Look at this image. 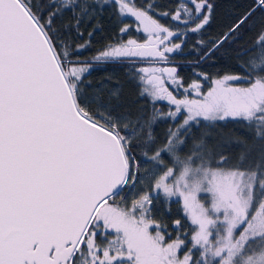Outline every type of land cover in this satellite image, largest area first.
<instances>
[{"label": "snow or ice", "instance_id": "obj_1", "mask_svg": "<svg viewBox=\"0 0 264 264\" xmlns=\"http://www.w3.org/2000/svg\"><path fill=\"white\" fill-rule=\"evenodd\" d=\"M115 4L121 15L134 18L144 42L109 47L97 61L139 57L166 64L167 54L181 48L172 40L181 33L151 14L155 5ZM60 7L80 5L62 0ZM258 9L264 11V0H253L230 32ZM88 10L84 5L82 14ZM211 10L208 0H179L175 12L160 15L197 33ZM54 16L49 12L45 20L32 0H0V264H264V154L254 167L226 168L224 156L216 164L195 152L181 160L178 148L181 131L200 120H243L264 140V30L247 74L211 79L207 92L193 81L177 98L166 86L182 87L175 67L137 69L142 95L174 106L168 112L174 121L186 114L150 159L162 164L164 151L172 155L152 192L182 204L193 226L187 247V233L166 239L152 216V192L133 198L130 208L115 203L130 180L136 182L130 134L102 103L97 114L80 102L86 68L58 49ZM240 80L247 86L231 83ZM174 224L179 232L181 221Z\"/></svg>", "mask_w": 264, "mask_h": 264}, {"label": "trees", "instance_id": "obj_2", "mask_svg": "<svg viewBox=\"0 0 264 264\" xmlns=\"http://www.w3.org/2000/svg\"><path fill=\"white\" fill-rule=\"evenodd\" d=\"M61 3L62 0H32L33 10L38 11L45 20L49 12L55 13L53 29L58 49L68 51L72 64L86 68L81 76L80 102L97 114L100 111L98 105L102 103L104 112L120 118L121 131L130 134L129 149L136 182L133 185L130 180L115 201L121 207L130 208L133 198L144 192H152L155 179L172 166V155L167 151L162 153V164L152 161L150 157L157 150L165 148L170 131H176L186 115L181 114L174 121L168 116L174 106L167 101L153 103L150 97L142 95L137 69L175 67L182 87L166 86L177 98H183L184 87L193 81L199 82L202 90L207 92L211 79L225 75L245 76L250 68L249 61L260 55L256 40L264 30V11L258 9L233 33L230 29L250 10L253 0H208L212 5L209 23L199 32L192 33L184 25L172 21L170 15H160L165 11L175 12L179 0H134V4L141 8H146L149 3L155 5L151 12L154 18L181 33L179 37L172 38L174 43L181 44V48L167 54L168 63L165 64L152 59L126 57L97 61L100 52L126 43L129 39L143 43L144 33L136 30L134 18L121 15L115 0H107V3L104 0H77L80 7L75 9L60 7ZM84 5L89 6L86 14H82ZM205 14H208L207 10ZM126 26L128 31L122 33L121 29ZM231 83L233 86H247V80ZM133 132L135 134L131 135ZM180 139L184 141L178 145L181 160L195 152L205 155L212 164L224 156L226 168H250L259 165L264 154V140L257 137L256 127L243 120H200L198 124L193 123L190 130H182ZM151 208L152 216L162 228H168L173 220L180 219L184 226L192 230L176 198L166 203L162 195H153Z\"/></svg>", "mask_w": 264, "mask_h": 264}, {"label": "flooded vegetation", "instance_id": "obj_3", "mask_svg": "<svg viewBox=\"0 0 264 264\" xmlns=\"http://www.w3.org/2000/svg\"><path fill=\"white\" fill-rule=\"evenodd\" d=\"M183 217H184V215H183ZM184 219H185V221L187 222V220H186V218L184 217ZM180 220V219H179ZM174 221L175 220H173L172 222H171V224H170V226L168 227V228H162V231H164V232H166L167 234H169V235H167L166 236V239H175V237L179 234V235H181V237L183 238V236H184V234L185 233H187V241H186V243H187V247H191V240H190V238H191V231H190V228L188 227V226H184L183 225V221L182 220H180L181 221V225H182V229L178 232L177 231V229H176V226H175V224H174ZM188 223V222H187ZM170 230V231H169ZM152 231H153V233H154V229H152ZM109 239H111V236H109ZM99 242V241H98ZM187 247H185V248H182V250L179 252V255L182 257L183 256V254H184V252H186L187 251ZM196 258H198V252L196 253Z\"/></svg>", "mask_w": 264, "mask_h": 264}, {"label": "rangeland", "instance_id": "obj_4", "mask_svg": "<svg viewBox=\"0 0 264 264\" xmlns=\"http://www.w3.org/2000/svg\"><path fill=\"white\" fill-rule=\"evenodd\" d=\"M171 54V53H170ZM126 58H135V59H142V58H139V57H126ZM143 59H151V58H143ZM153 195H156L154 192H153ZM203 195V194H202ZM204 202H206L207 203V200L205 199V201ZM181 204V203H180ZM181 207H182V204H181ZM183 210V209H182ZM183 215H184V212H183ZM184 217L186 218V220H187V222H188V224L190 225V226H192L191 224H190V222L188 221V219H187V217L184 215ZM193 227V226H192Z\"/></svg>", "mask_w": 264, "mask_h": 264}]
</instances>
